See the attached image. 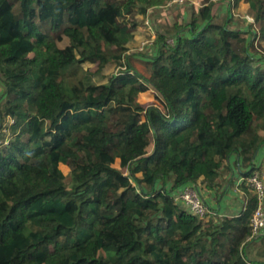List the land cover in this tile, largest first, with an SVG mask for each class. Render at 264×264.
Listing matches in <instances>:
<instances>
[{
  "label": "trees",
  "instance_id": "1",
  "mask_svg": "<svg viewBox=\"0 0 264 264\" xmlns=\"http://www.w3.org/2000/svg\"><path fill=\"white\" fill-rule=\"evenodd\" d=\"M172 1L0 0V264H264L247 184L264 146V0H202L158 26L155 55L129 54L136 14ZM222 1L249 6L251 39L217 20ZM109 65L126 68L95 83ZM150 89L166 111L139 105ZM223 170L243 179L239 215L175 202Z\"/></svg>",
  "mask_w": 264,
  "mask_h": 264
},
{
  "label": "rangeland",
  "instance_id": "2",
  "mask_svg": "<svg viewBox=\"0 0 264 264\" xmlns=\"http://www.w3.org/2000/svg\"><path fill=\"white\" fill-rule=\"evenodd\" d=\"M202 0H186L183 3H175L171 6H165L162 8H156L152 9L147 18L144 19L142 15L136 14V20L138 22V28L136 29L134 33V38L132 41L127 45L129 54H144V56H153L157 52V47L154 44V40L156 38V32L159 25L168 24L173 25L177 21H186L189 22L190 20V14L189 11L192 6L200 7L202 4ZM152 12V13H151ZM248 5L245 3H240L237 8L230 7V4L228 1H222L221 3H218L215 9V15L219 22H223L226 18L232 17V26L240 29L242 32H247L246 35L248 38H252V35L248 33V26L252 23L248 19ZM252 18V17H251ZM48 29L45 27V31ZM170 44L174 43V39H169L168 41ZM68 41L65 39L60 43L61 47H64ZM256 45L257 51L260 53V57L262 58V62H264V40L258 39ZM140 60V59H139ZM148 60V59H146ZM143 61V60H142ZM139 61L137 66H139L143 71L147 70L149 65H147V62L145 61ZM85 69H92V73L96 71L95 67L92 64L86 63L83 65ZM121 67L117 65H109L107 66L101 73H96L93 75V81L95 83H105L108 77L111 75H114L118 73L121 69ZM143 94H149L150 99L152 101H147L144 104L140 102L141 95ZM0 95H3V86L0 84ZM154 100V101H153ZM4 101V98L1 100ZM138 103L143 108H148L149 106H157L162 111H166L164 108L163 100L160 96V94L155 91L154 89H150L149 91L142 93L138 96ZM3 104V103H2ZM12 123L11 119H7L6 122H1L0 119V125L3 127H6V125ZM263 134V133H262ZM115 166H119V161H116ZM60 169L63 171L65 179L64 182L70 183L71 181V170L66 165L61 164ZM259 170V169H258ZM124 172L127 173L126 170L123 169ZM260 171V170H259ZM227 184V180L225 181ZM135 183V182H134ZM224 184V185H225ZM242 183H239V185L236 187V185H233L232 191H240L244 192L242 189ZM222 185H220V189L218 192L214 195L216 198H219L222 195ZM239 189V190H236ZM203 197V195H202Z\"/></svg>",
  "mask_w": 264,
  "mask_h": 264
},
{
  "label": "built area",
  "instance_id": "3",
  "mask_svg": "<svg viewBox=\"0 0 264 264\" xmlns=\"http://www.w3.org/2000/svg\"><path fill=\"white\" fill-rule=\"evenodd\" d=\"M184 1L185 0H174L168 3V6L175 3H183ZM248 19L254 22L253 18L250 16H248ZM125 68L126 67H121L120 69L125 70ZM242 180L243 179H241V181ZM247 184L257 198V207L250 221L252 228L251 238H253L264 232V180L262 174L256 171L247 179ZM175 202L183 204L190 214L202 220L207 219L210 215H216V213L208 208L207 202L203 199L199 188L195 185L186 186L179 192H176Z\"/></svg>",
  "mask_w": 264,
  "mask_h": 264
},
{
  "label": "crops",
  "instance_id": "4",
  "mask_svg": "<svg viewBox=\"0 0 264 264\" xmlns=\"http://www.w3.org/2000/svg\"><path fill=\"white\" fill-rule=\"evenodd\" d=\"M164 108H165V104H164ZM255 165L257 166V168H259L260 173L262 174V177L264 180V146L258 152ZM229 176H230V173L224 172L223 170L221 178L218 181L219 186L217 190H214V191L204 190L202 188L203 185L201 181H199L200 183L197 185V187L200 190L201 195H203V199L207 202V204L210 206L211 209L215 210L219 214V216H237L241 213V211L244 209L245 204H246L245 194L243 191L242 192H240L241 190L237 192L232 191L233 185H236L237 187L239 183L241 182V179H242L241 176L235 173L234 178L236 180L234 181V183L225 184L226 183L225 181L229 179ZM220 185H222L223 187L222 195L219 198H216L214 195L220 189ZM236 190H239V189H236Z\"/></svg>",
  "mask_w": 264,
  "mask_h": 264
},
{
  "label": "clouds",
  "instance_id": "5",
  "mask_svg": "<svg viewBox=\"0 0 264 264\" xmlns=\"http://www.w3.org/2000/svg\"><path fill=\"white\" fill-rule=\"evenodd\" d=\"M258 172H260V171H258ZM241 182H242V181H241ZM241 182H240V183H241Z\"/></svg>",
  "mask_w": 264,
  "mask_h": 264
}]
</instances>
